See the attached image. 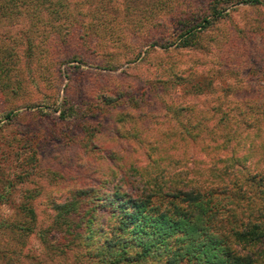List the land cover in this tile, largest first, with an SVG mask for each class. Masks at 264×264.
<instances>
[{"label": "rangeland", "instance_id": "rangeland-1", "mask_svg": "<svg viewBox=\"0 0 264 264\" xmlns=\"http://www.w3.org/2000/svg\"><path fill=\"white\" fill-rule=\"evenodd\" d=\"M216 1L69 0L67 14L45 2L29 30L21 18L1 21L0 264H75L76 249L63 259L37 232L48 231L51 201L70 189L130 192L119 165L142 163V147L98 137L121 113L127 124L139 119L143 135L163 130L177 109L197 122L195 144L151 151L166 164L226 163L219 159L230 152L228 136L254 138L250 127L264 118V0H218L225 8L214 20ZM68 30L73 39L59 44L56 36ZM188 30L189 42L180 46ZM197 81L208 92H188ZM127 97L135 103L121 111ZM66 101L74 111L62 118ZM44 238L51 240L50 232Z\"/></svg>", "mask_w": 264, "mask_h": 264}, {"label": "trees", "instance_id": "trees-1", "mask_svg": "<svg viewBox=\"0 0 264 264\" xmlns=\"http://www.w3.org/2000/svg\"><path fill=\"white\" fill-rule=\"evenodd\" d=\"M68 1L0 0V23L21 18L29 30L32 17L47 10L45 2L55 4L56 12L67 14ZM217 1L212 10L214 20L223 17L225 8ZM189 32L179 37L180 46L189 42ZM73 37L68 30L56 36V41L67 44ZM0 86L4 88L2 83ZM193 86L199 94L208 92L200 81L190 85L188 92ZM120 96H112L111 101L119 104ZM127 98L121 111L130 109L133 100L135 103L133 97ZM67 102L60 112L62 118L74 111V105ZM177 110L178 117L165 122L167 129L152 127V132L145 130L143 135L140 120L127 124L128 114L121 113L107 134L98 135L108 140L121 137L142 147V163L116 158L123 162L119 168H123L122 179L130 185V192L117 186L100 192L96 185L70 189L61 201L53 199L55 213L48 231L37 232L47 249L63 259L71 258V250L76 249L75 264H264V118L255 119L259 123L250 127L253 139L234 142V135L227 137L230 152L219 159L226 163L206 167L201 163L166 164L158 154L151 155L158 145L197 142L198 133L192 130L199 125ZM109 154L112 158L115 153ZM252 158H257L255 163ZM127 171L137 179H129ZM31 217L35 218L34 213ZM47 232L51 240L44 238Z\"/></svg>", "mask_w": 264, "mask_h": 264}]
</instances>
